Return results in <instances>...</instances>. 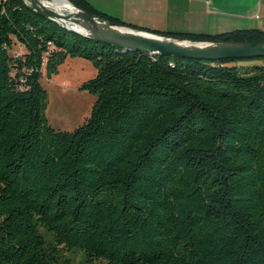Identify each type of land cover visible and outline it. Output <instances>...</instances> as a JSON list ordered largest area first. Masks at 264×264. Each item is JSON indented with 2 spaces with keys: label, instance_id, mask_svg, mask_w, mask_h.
<instances>
[{
  "label": "trees",
  "instance_id": "trees-1",
  "mask_svg": "<svg viewBox=\"0 0 264 264\" xmlns=\"http://www.w3.org/2000/svg\"><path fill=\"white\" fill-rule=\"evenodd\" d=\"M67 1L177 39L264 40L256 28H136ZM67 57L94 68L79 86L94 99L60 131L46 122L41 78ZM259 59L123 51L0 0V264H57L60 250L89 264H264Z\"/></svg>",
  "mask_w": 264,
  "mask_h": 264
},
{
  "label": "water",
  "instance_id": "water-1",
  "mask_svg": "<svg viewBox=\"0 0 264 264\" xmlns=\"http://www.w3.org/2000/svg\"><path fill=\"white\" fill-rule=\"evenodd\" d=\"M57 11L44 0H23L35 13L63 28L123 51L202 60L252 59L264 57V40L193 41L177 39L116 24L74 7Z\"/></svg>",
  "mask_w": 264,
  "mask_h": 264
},
{
  "label": "crops",
  "instance_id": "crops-1",
  "mask_svg": "<svg viewBox=\"0 0 264 264\" xmlns=\"http://www.w3.org/2000/svg\"><path fill=\"white\" fill-rule=\"evenodd\" d=\"M86 1L93 8L124 23L157 31L218 33L252 28L237 26L251 25L262 11L261 0Z\"/></svg>",
  "mask_w": 264,
  "mask_h": 264
},
{
  "label": "rangeland",
  "instance_id": "rangeland-1",
  "mask_svg": "<svg viewBox=\"0 0 264 264\" xmlns=\"http://www.w3.org/2000/svg\"><path fill=\"white\" fill-rule=\"evenodd\" d=\"M48 3L50 0H45ZM66 2L65 0H63ZM67 7L71 6L67 2ZM262 11L257 20L253 19L251 25L243 24L237 27H252L264 31V0H261ZM53 5V4H52ZM54 6V5H53ZM65 7L64 9H67ZM258 23H262L259 25ZM14 52L21 49L15 46ZM262 60V59H259ZM264 63V60H262ZM237 65L246 64L237 62ZM248 64V63H247ZM95 73L90 62L83 58L67 57L62 64L58 66L57 73L46 79L44 75L41 78L42 86L46 92V103L44 115L47 124L60 131H71L87 117L93 95L87 90L81 89L80 84L91 78ZM44 239L51 243L50 235L41 230ZM57 264H89L86 262L83 254L78 250H60ZM91 264H104L102 261H93Z\"/></svg>",
  "mask_w": 264,
  "mask_h": 264
},
{
  "label": "bare ground",
  "instance_id": "bare-ground-1",
  "mask_svg": "<svg viewBox=\"0 0 264 264\" xmlns=\"http://www.w3.org/2000/svg\"><path fill=\"white\" fill-rule=\"evenodd\" d=\"M45 1V0H44ZM52 2L48 3L47 1L46 4L54 9H56L57 11H67V12H73L74 9L72 8V6L67 7L66 2H64L63 0H50ZM65 7H67V9H64Z\"/></svg>",
  "mask_w": 264,
  "mask_h": 264
}]
</instances>
